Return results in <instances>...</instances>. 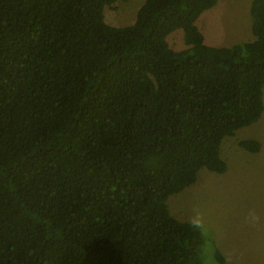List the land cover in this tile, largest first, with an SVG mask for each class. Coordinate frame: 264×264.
Listing matches in <instances>:
<instances>
[{"label": "trees", "instance_id": "obj_1", "mask_svg": "<svg viewBox=\"0 0 264 264\" xmlns=\"http://www.w3.org/2000/svg\"><path fill=\"white\" fill-rule=\"evenodd\" d=\"M117 1L0 0V264H204L207 244L224 264L166 202L225 174L223 142L263 116L264 0L232 46L197 25L218 0H145L113 27Z\"/></svg>", "mask_w": 264, "mask_h": 264}, {"label": "rangeland", "instance_id": "obj_2", "mask_svg": "<svg viewBox=\"0 0 264 264\" xmlns=\"http://www.w3.org/2000/svg\"><path fill=\"white\" fill-rule=\"evenodd\" d=\"M145 0H118L105 9L106 22L124 27L135 22ZM253 0H218L197 22L210 46H232L253 39L250 7ZM168 41L176 50L186 47L184 32L177 30ZM244 140L262 145L259 153L239 147ZM225 174L203 169L197 182L167 200L173 217L200 224L212 232L224 264H264V113L260 121L243 128L223 142ZM208 235V234H207ZM204 264H220L212 246L204 247Z\"/></svg>", "mask_w": 264, "mask_h": 264}]
</instances>
